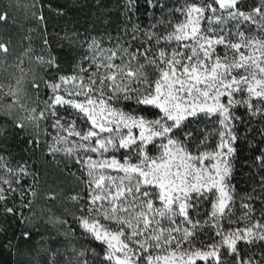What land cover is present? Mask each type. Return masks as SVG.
<instances>
[{
	"label": "snow or ice",
	"instance_id": "6c2138e0",
	"mask_svg": "<svg viewBox=\"0 0 264 264\" xmlns=\"http://www.w3.org/2000/svg\"><path fill=\"white\" fill-rule=\"evenodd\" d=\"M33 8L43 47L0 82V140L15 134L23 153H0V235L19 233L5 248L38 233L37 255L57 264L46 226L98 242L72 247L76 264H264V171L239 199L233 183L241 144L264 170V0H118L102 33L59 37L70 64ZM37 151L62 156L79 190L42 193ZM41 199L62 213L38 214Z\"/></svg>",
	"mask_w": 264,
	"mask_h": 264
},
{
	"label": "trees",
	"instance_id": "16d2710c",
	"mask_svg": "<svg viewBox=\"0 0 264 264\" xmlns=\"http://www.w3.org/2000/svg\"><path fill=\"white\" fill-rule=\"evenodd\" d=\"M248 1L250 0H247V2ZM253 1L255 2V0ZM31 2V6H33L37 3V0H31ZM39 3L44 5V14L47 23L48 39L53 45V48L56 50V52L60 55L62 60L66 61L67 64H70L72 61V54L74 52V49L68 46L67 41L61 40L59 38L60 36H64L65 33L69 35H71L72 33L99 34L102 33L106 27H108V25H106L105 23L106 20H110L112 23H114L119 17V13L117 11L118 0H39ZM49 4L52 6L51 9L47 7V5ZM25 7L26 4H24L21 0H0V13H6L8 17L7 20L0 21V39L10 42V50H12L13 46L17 45L20 40H22L21 42L30 40V38L26 39L27 37L25 38V36H23V38L21 39L16 38L13 30L14 26L10 23L13 22L12 17H17V15L21 17L23 16V13H26ZM56 9L62 10L63 15H58L55 11ZM34 11L35 9L28 10L27 16L32 18L36 25L37 32L40 33L39 26L32 16V13ZM23 19H25L24 16ZM16 20L19 21V19ZM16 20H14V22H18ZM57 34H59V36ZM60 45H63V47H60ZM257 126L258 125L256 123L252 125L253 128ZM259 126L264 127V125ZM206 128L208 130H212L214 128V125L209 122L206 125ZM13 136H15V134H13ZM14 139L16 138H12L9 140H0V144H11L15 141ZM210 139L214 138L210 137ZM256 139L259 140L260 138L257 136ZM258 155L259 153L255 150V148H252L245 144H241L240 148L238 149L236 172L235 178L233 179V183L236 185L238 199L240 196L252 192L253 190H260L259 182L262 175V171L264 170H262L260 167V161L257 159H253L254 156ZM34 158H36V156H34ZM53 164L54 163H52L51 166L53 171H55ZM43 171L44 170H41L42 174ZM48 172V175H46L47 178H50V176L52 175ZM53 174L55 173L53 172ZM66 179H64L62 182V185L64 187L68 186ZM72 191L74 190L68 188L66 193ZM204 207H206V205ZM201 214L203 215V213ZM77 235H80V230L78 228ZM61 239L64 240L62 241L64 247L61 248V251L64 250L65 252H67L65 249H69L66 245V242L68 241L74 242V245L76 246L77 250L92 247L95 248L97 252L102 253V249L99 246L98 242H92L86 238L72 239L70 241H66L64 237H61ZM20 241L23 240L21 239ZM36 241L37 237L35 234H33L32 240L26 242H32L35 245ZM89 259L91 261V256H89Z\"/></svg>",
	"mask_w": 264,
	"mask_h": 264
},
{
	"label": "rangeland",
	"instance_id": "374dc122",
	"mask_svg": "<svg viewBox=\"0 0 264 264\" xmlns=\"http://www.w3.org/2000/svg\"><path fill=\"white\" fill-rule=\"evenodd\" d=\"M24 4H26V13H23L22 15L25 17L23 19V16L19 17H12L13 22H10L11 25L14 26V33L16 38H23L25 36L26 39L30 38L29 41H23L20 40L17 45L13 46V49L10 50V54L8 56L0 55V82L7 83L8 81L14 80L16 76H18L19 70L16 68V64L18 63V57L24 60V67L27 72L29 65L28 57L24 55L25 51L31 47L35 52L39 53L43 47L42 45V37L39 32H37L36 25L32 18L27 16L28 10L34 9L33 6H31L32 2L31 0H21ZM254 2L253 0L248 1L249 4ZM256 2V0H255ZM16 19H19L16 20ZM14 20L18 22H14ZM1 33V29H0ZM96 35V34H92ZM21 42V44H20ZM34 67V66H33ZM27 79H31V75L28 74ZM30 91V88L28 89ZM13 138H16L13 136ZM15 141L11 144L2 143L0 144V153L7 154L11 152L14 156L19 158L20 155H23L22 152H20V145L21 142L16 138ZM36 156V158H34ZM32 157L33 160V167L40 173L39 176V184L38 188L42 193H46L49 190L55 189L56 191H62L64 193L67 192L68 188L74 191H78L80 186L78 185L77 180L75 177L69 176L67 174V171L64 170L62 163H57V161H62L63 157L60 155H57L55 160H53L51 157L47 156L46 154L42 153L41 151H37L36 154ZM36 161V162H35ZM54 163L53 167L55 171H53L51 164ZM46 167V168H45ZM43 171V174L41 172ZM49 172H48V171ZM75 171V168H73ZM47 172L51 173L52 176L50 178H47ZM53 172L55 174H53ZM47 174V175H46ZM79 173H77L78 175ZM67 176V179H66ZM65 177V178H64ZM66 179L68 186L64 187L62 185L63 180ZM52 208V212L56 214L62 213V205L59 201H57L55 204L51 201H45L43 199L39 200L36 205V212L38 214L42 212H46L48 208ZM70 207V205H69ZM207 209V205L205 207ZM68 218V217H65ZM70 220V218H68ZM71 223V220H70ZM75 227V225H73ZM46 227V226H45ZM45 227H42L40 229V232L44 234L45 240L47 241L46 246H51L60 249L61 255H58L56 257L57 264H69V261L72 262V264H76L77 257L71 252V248L76 246L74 245V242H66V245L69 249H65L61 251V248L64 247V244H62L64 240L61 239L63 237L62 235L57 234L55 231L49 229L48 231H45ZM37 237V241L35 245L32 242H26V241H16L14 240V244H18L17 248L12 249L11 251L7 248H5V244L9 239H12L13 236H18L19 233L15 226L9 227L6 235H0V264H44L45 261V254L41 252V254L38 256L36 253V250L38 248L37 242L39 241L40 244H44V241H41L40 234L34 233ZM50 236H54L55 239H50ZM77 249V248H76Z\"/></svg>",
	"mask_w": 264,
	"mask_h": 264
}]
</instances>
